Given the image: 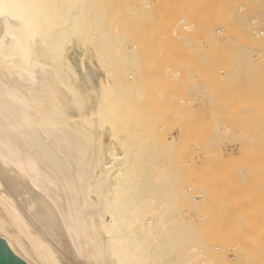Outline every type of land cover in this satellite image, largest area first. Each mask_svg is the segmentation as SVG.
Wrapping results in <instances>:
<instances>
[{
    "label": "bare ground",
    "instance_id": "1",
    "mask_svg": "<svg viewBox=\"0 0 264 264\" xmlns=\"http://www.w3.org/2000/svg\"><path fill=\"white\" fill-rule=\"evenodd\" d=\"M192 2L228 16L167 32L163 0H0V239L25 264H264L259 108L214 106L264 64V0Z\"/></svg>",
    "mask_w": 264,
    "mask_h": 264
},
{
    "label": "rangeland",
    "instance_id": "2",
    "mask_svg": "<svg viewBox=\"0 0 264 264\" xmlns=\"http://www.w3.org/2000/svg\"><path fill=\"white\" fill-rule=\"evenodd\" d=\"M170 1H171V0H168V2H167V0H166V1L163 0V4H164V2H165L167 5H170V4H171L169 7H167V5H165V4L162 5V8H164L166 12L169 13V10H170V11L172 10V11L169 13V15H170V19L167 18V23H169V20H170V24H166L165 27L163 26L166 30L168 29L167 32H170V30H171L172 26L175 24L176 20H177L179 17H182V15H183V16L186 15V17H188V18H191V17L193 18V17H195V15H196V16H199V15H197V14L201 13V12H199V10H201V9H196V7L194 6V3L192 2L193 0H188L187 3H186L185 0H182L183 2H182L181 0H177V1H174V3H173V0H172L171 2H170ZM179 1H181V2H179ZM189 1L192 3V7L194 6L195 9H194V7H193V8H190L191 3H190ZM177 2H178V3H177ZM184 2L186 3L185 5H187V4H189V5L186 6V7H185V5L183 6V3H184ZM172 4H173V5H172ZM175 4H176V5H175ZM174 5H175V6H174ZM178 5H179V6H178ZM164 6H166V7H164ZM182 6H183V7H182ZM178 7H179V9H177ZM168 8H169V10H168ZM173 8L176 9L174 12H173V10H174ZM164 9H163V10H164ZM166 9H167V10H166ZM183 10H184L186 13H185ZM192 10H193V11L195 10V11H194V12H195V15H194V13H192V12H193ZM197 10H198V11H197ZM177 11H178V12H177ZM180 11H181V13H179ZM183 12H184V13H183ZM190 12H191V13H190ZM196 12H197V14H196ZM171 13H173V15H175V18H174V16H173V18H171V17H172ZM179 14H180V15H179ZM191 14H192V15H191ZM201 14L203 15L202 17L207 16V14H206L205 12H204V13H201ZM201 14H200V15H201ZM169 15H168V17H169ZM204 15H205V16H204ZM211 15L213 16V18H209V20L212 22L213 19H214V20H215V23H218V24H222L223 21H225L224 19L226 18V16H228L227 14L224 15V13H222V14H217V13H215V14H211ZM211 15L208 14L207 17H209V16H211ZM214 15H215V16H214ZM216 15H217V16H216ZM177 16H179V17L176 18ZM224 16H225V17H224ZM217 17H218L219 20H216ZM205 18H206V17H205ZM171 19H172V20H171ZM207 19H208V18H207ZM206 21H207V24H209V23H208V20H206ZM210 21H209V22H210ZM216 21H218V22H216ZM221 21H222V22H221ZM213 22H214V21H213ZM213 22H212V24H213ZM172 23H173V25H171ZM168 25H170V26L168 27ZM210 25H211V24H210ZM208 26H209V25H208ZM163 27H161V28L158 29L159 32L157 31V33H158L159 35H162L161 33L166 34V30H165ZM166 27H167V28H166ZM162 28H163V29H162ZM160 30H162V31H160ZM163 30H164V31H163ZM186 50L188 51V49H186ZM188 53H189V52H188ZM186 56H187V52H186ZM189 56H190V55L188 54V56L186 57V62H185V63H186V68L193 67V66H194V63H193V62H195V64L197 63L196 61H193L195 57L192 58V56H190V57H191V58H190ZM190 59H191V60H190ZM189 61H190V62H189ZM188 62H189L190 64H188ZM218 62H219V61H213V62H212V64L215 63V65H213V67H215V68H211L210 70L208 69V70L210 71V74H215L216 72L218 73V71H216V70H219V69L221 68L220 65H221V64H224V63H222V62H219V63H218ZM226 63H228V62H226ZM187 64H188V66H187ZM198 64H199V63H198ZM263 65H264V64H263ZM263 65H261L262 67H261V66L258 67L259 70H258V68L256 69V70H258V71H260V72H258V71L256 72V70H253L254 72H253L252 70L249 71V72H250V73H249V74H250V79H251V77L253 78V76H254V78L252 79V81L256 82V81L258 80L256 83H254V82H252L250 79H248V81H249V82L251 81V82L248 83L247 86H245V87L243 86V87H239V88H237V87L234 88L235 90L238 89L239 91H238V90L235 91V90L233 89V87H226V88H227L226 90H228V92H227L226 90H224V92H227V93H229V94L224 93V92L221 93L220 91H217L218 94L216 93V94H217L216 96H217V97L219 96L218 100H219L220 98H221V100H219L220 102H219V101L217 102L218 105L216 104V105H214V106H222V105H223V106H227V107H244V106L246 105L248 108H250V106H251V109H253V108H259V110H258L257 112H255V111H253V110H252V111L249 110V111H246L247 113L245 112V113L243 114V116H245V118H246V116H247V117H249L248 115L252 116L253 113L255 112L254 115L251 117V118H253V119H251V120H254L253 123L251 122V120H248V118H246V121H245V120H244V121L247 123V125L249 124V127H250V125H252V124H253L252 126H257V123H258L259 126H260V127L257 126L258 128H257V130L255 129V132H253L254 130L251 131V133H253V135H252L250 132H248L247 135H248L249 137H254L256 134H258L259 132H262V131L264 130V126H263V125H264V113L262 112V111H263V108H264V103H263L264 100H262V99H264V90H262V89H261L262 87H261V88H259L258 90L261 89L263 92H262V91H261V92L259 91V94H256V93H258V92H256L257 90H256V88H255L256 86H258L257 83L260 82L258 87H260V85L263 84V81H264L263 79H264V78H263V79L260 78L261 76L264 77V75L262 74V73H264V66H263ZM217 66H218V67H217ZM212 69H213L214 71H213ZM211 70H212V72H211ZM193 71H194V70H193ZM251 71H252V72H251ZM261 71H262V72H261ZM194 72H195V71H194ZM188 73H189V72H188ZM192 73H193V72H192ZM207 73H208V71L205 72V74H206V75H209V73H208V74H207ZM251 73H253V74L251 75ZM189 74H190V73H189ZM259 74H260V77H259ZM186 75H187V71H186ZM256 77H257V78H256ZM259 79H262V81H260ZM251 84H252V85H253V84H256V86L253 85V86H252L253 88H251V86H249V85H251ZM262 86H264V84H263ZM249 87L251 88V90L249 89ZM174 88H176V87H174ZM254 88H255V89H254ZM240 89H242V90H240ZM247 89H248V90H247ZM176 90H177V89H174L175 93H178V94H177V97H179V98H183V97H184V95H183V93H184V92H183V89H180V88H179L178 91H176ZM231 90H233V92H235V93L233 94V92H232ZM244 90H245V91H244ZM229 91H230V92H229ZM240 91H243V92H240ZM231 92H232V93H231ZM237 92H239V94H238ZM242 93H243V95H242ZM245 93H246L247 95H246ZM220 94H221V95H222V94H226V95H222V96H221ZM236 94H237V95H236ZM244 94H245L246 97L243 98ZM255 94L257 95V99H256V95H255ZM260 94L262 95V97H261ZM229 95H230V96H229ZM224 96H225V97H224ZM226 96H227V97H226ZM228 96H229V98H228ZM231 96H232V97H231ZM253 96H255V98H254ZM259 96H260V98H259ZM235 97H236V102H235ZM187 98H188V97H186V99H187ZM237 98H238L240 101H242V100H243V101L240 102ZM241 98H243V99H241ZM249 98H250V99H249ZM252 98H253V99H252ZM261 98H262V99H261ZM223 99H224V100H223ZM227 99H229V101H228ZM244 99H245V100H244ZM250 100H252L253 102L250 101ZM226 101H227L228 103H226ZM230 101H231V102H230ZM238 101H239L240 103H239ZM246 101H247V103H246ZM200 102H201V104H202V101H200ZM200 102H199V105H200ZM204 102H205V101H203V104H204V105H207V104L204 103ZM222 102H223V103H222ZM233 102H234L235 104H234ZM237 102H238V105H239V106L237 105ZM259 102H260V103H259ZM219 103H220V105H219ZM229 103H230V105L228 106ZM231 103H233V104H231ZM243 103H245V104H243ZM253 103H255V104H253ZM261 103H262V104H261ZM203 104H202L201 106H204ZM225 104H226V105H225ZM241 104H242V106H241ZM252 104H253V105H252ZM259 104H260V105H259ZM211 105H212V104H211ZM231 105H232V106H231ZM235 105H237V106H235ZM248 105H249V106H248ZM256 105H257V106H256ZM246 106H245V107H246ZM253 106H254V107H253ZM255 106H256V107H255ZM235 112H238V111H235ZM260 112H261V113H260ZM250 113H252V115H251ZM262 113H263V114H262ZM257 115H258V116H257ZM194 116H195L194 113H190V115H189V118H190V119H189V120H192V118H193V119H195V121H197L198 118H197V117L194 118ZM237 116H238V114H237ZM254 116H255V118H254ZM256 116H257V117H256ZM191 117H192V118H191ZM198 117H199V116H198ZM209 117H211V116H209ZM209 117H207V118H209ZM260 117H261V118H260ZM207 118H205V119H207ZM236 119L239 120L238 118H236ZM256 119H257L258 121H257ZM185 120H186V119H185ZM198 121H200V119H198ZM201 121H202V120H201ZM204 121H206V120H204ZM212 121H213V119H212ZM259 121H260V122H259ZM188 122H189V121H188ZM206 122H207V121H206ZM250 122H251L252 124H251ZM255 122H256V123H255ZM200 123H201V122H200ZM260 123H261V125H260ZM205 127H207V126H205ZM205 127L200 128V131L202 132L203 135H202V137H198L199 140H201L202 142H203V140H204L205 138H207V137L209 136V133H208V136H207L206 134H207V132L211 131V128H212V127L208 126L209 129H210V130H209L208 127H207V128H205ZM261 127H262V128H261ZM198 128H199V127H198ZM206 129H207L208 131H207ZM203 131H204V132H203ZM205 131H206V133H205ZM204 133H205V135H204ZM200 135H201V133H200ZM250 135H251V136H250ZM205 136H206V137H205ZM261 137H262V139L264 140V133L262 134ZM261 137H260V139H261ZM198 138H197V139H198ZM200 138H203V139H200ZM262 139H261V140H262ZM197 141H198V140H197ZM204 142H206V141H204ZM252 143L254 144L255 141H254V142L252 141L251 144H252ZM249 146H250V144H248V147H247L248 149L250 148ZM218 147H219V145H218ZM263 148H264V147H263ZM259 152H260V153H259ZM259 152L255 151V152H252V154L250 153V154L253 156V160L255 161V159H256V161L253 162V160H252V163H250L249 161H247V163H248L247 165H251V164L254 163V164H253L254 168H252V169H254V170L257 169L259 172H260V169H261L260 174L262 173V175H263V174H264V171H263V170H264V163H263V162H264V157H262V156H264V152H263V151H262V152L259 151ZM253 153H254V154H253ZM185 154H186V153H185ZM257 154H258V156H259V159H258ZM248 156H249V154H248ZM248 156H245V157L249 158ZM260 157H261L262 160L260 159ZM247 160H248V159H247ZM260 160H261V161H260ZM260 162H261V164H260ZM244 163H246V162L244 161ZM214 165L216 166V164H214ZM214 165H213V167H212L213 169H214ZM259 166H260V168H259ZM256 167H257V168H256ZM212 168L210 167V170H212ZM216 169H217V171H219L217 166H216ZM214 170H215V169H214ZM214 170L209 171V172H212L210 175L213 174V176H214V172L216 173V171H214ZM190 173H191V171H190L189 173L187 172V175H186V176H189ZM216 174H217V176H218L219 173L217 172ZM201 176H203V174H202ZM207 176H208V175H207ZM263 177H264V176H263ZM260 178H261V177H260ZM236 187H237V186H236ZM261 197H262L261 203H262V201H263L262 205L264 206V199H263V196H261ZM237 206H238V205H237ZM237 206H236V207H237ZM234 207H235V206H234ZM260 207H262L261 204H260ZM260 207H258V210H259V211H262V209L264 210V207H262L261 210H260ZM215 208H216V209H215ZM215 208H214V209L217 211L218 205H217V207H215ZM218 210H219V208H218ZM261 214H263V213H261ZM221 218H222V217H220V220H223L224 223L227 225V227L225 226L226 228H229V226L231 227V224H229V222L227 223L228 220H227L226 218H222V219H221ZM207 219H208V218H207ZM218 219H219V217H218ZM218 219H217V220H218ZM224 219H226L227 221L224 220ZM223 221H221V222H223ZM218 223H219V221H217L214 225H213V224H212V225L215 226V225L217 224V225L215 226L216 229H217V227H218ZM221 224H222V223H221ZM221 224H219V225H220V228H221ZM225 224H224V225H225ZM228 224H229V226H228ZM217 230H218V229H217ZM219 232H220V231H219ZM227 234H228V233H227ZM228 235H230V234H228ZM258 236H259V235H258ZM217 238H219V237H217ZM225 238H226V237H223L224 240H225ZM254 238H256V237H254ZM223 239L220 238V240H223ZM252 239H253V238H252ZM224 240H223V241H224ZM228 240H229V239L226 238V241H227V242H228ZM258 240H259L260 242H259ZM218 241H219V240H218ZM226 241H225V242H226ZM221 242H222V241H221ZM225 242H224V243H225ZM253 242H256V244H257V242H258V246H259V247H258V248L255 247V246H254L255 243H252V244L250 245V247H248L246 250L248 251V253L250 252L248 249L253 250V253L250 252L252 255H254V251H255V255H254V257H255L256 254H257V256H258V258H259L260 255H262L261 253H263V251H264V250L262 251V248H264V246H263V245H264V237H261L260 239H259V237H257V239H255ZM228 243H230V240H229ZM259 243H261V245H260ZM232 244H233V243H232ZM232 244L230 243L229 246H231ZM234 248H235V246H234ZM244 248H246V247H244ZM251 248H253V249H251ZM241 249H243V248H241ZM236 250H237V248H236ZM246 250L244 249L245 252H247ZM256 251H257V252H256ZM248 253H247V254H248ZM250 253L248 254L249 256H250ZM258 253H259V255H258ZM263 255H264V254H263ZM252 257H253V256H252ZM254 257H253V258H254ZM263 257H264V256H263ZM263 257H262V259H264ZM253 258H252V259H253ZM260 258H261V257H260ZM260 258H259L258 260L261 261ZM254 260H255V259H254ZM252 262H253V264H254V261H251L250 263H252ZM256 262L259 263V261L256 260V261H255V264H256ZM243 264H246V262H244ZM247 264H248V263H247Z\"/></svg>",
    "mask_w": 264,
    "mask_h": 264
},
{
    "label": "water",
    "instance_id": "3",
    "mask_svg": "<svg viewBox=\"0 0 264 264\" xmlns=\"http://www.w3.org/2000/svg\"><path fill=\"white\" fill-rule=\"evenodd\" d=\"M0 264H25L8 248L4 240L0 239Z\"/></svg>",
    "mask_w": 264,
    "mask_h": 264
}]
</instances>
